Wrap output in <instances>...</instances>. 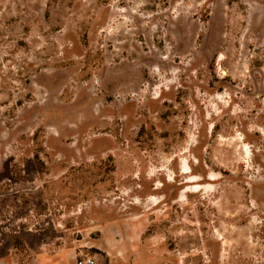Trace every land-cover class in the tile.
<instances>
[{
	"label": "rangeland",
	"instance_id": "1",
	"mask_svg": "<svg viewBox=\"0 0 264 264\" xmlns=\"http://www.w3.org/2000/svg\"><path fill=\"white\" fill-rule=\"evenodd\" d=\"M0 264H264V0H0Z\"/></svg>",
	"mask_w": 264,
	"mask_h": 264
}]
</instances>
